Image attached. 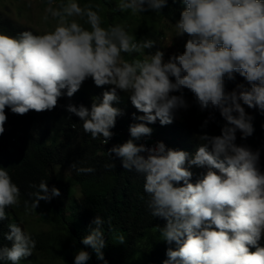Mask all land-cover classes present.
Returning a JSON list of instances; mask_svg holds the SVG:
<instances>
[{
	"label": "clouds",
	"instance_id": "obj_1",
	"mask_svg": "<svg viewBox=\"0 0 264 264\" xmlns=\"http://www.w3.org/2000/svg\"><path fill=\"white\" fill-rule=\"evenodd\" d=\"M166 3L118 0L117 7L133 13L159 12ZM181 3L184 7L175 22L176 35L187 34V39L183 51L167 60L159 48L147 58L124 60L121 53L152 48L154 41H135L120 25L101 27L95 6L80 5L78 0H47L41 19L47 20L49 15L56 19L49 31L38 34L25 26L29 29L15 36L0 33V138L14 118L49 116L67 104L66 111L79 117L83 131L89 133L86 137L100 152L112 144L110 129L117 119L124 126L120 130H127L132 112L129 103L113 106L119 89L142 113H132L141 122L130 123V138L113 144L107 153L118 157L124 169L143 175L141 190L149 195L151 215L165 221L158 229L162 240L175 245L166 248L167 258L161 264H264V245L258 244L264 241V172L259 168L264 123L255 124L242 106L255 116L259 115L253 107L264 113V0ZM72 17H82L85 22ZM234 73L244 77L248 86L237 83L225 90V81L233 80ZM87 78L90 83L86 84ZM95 85L109 88L93 97L90 107L77 105L72 95L83 88L88 98ZM184 89L192 93L201 118L206 111L200 110L219 111L225 121L219 135L191 130V145L182 146L177 144L179 136L169 144L163 135L158 138L151 133L149 124L157 120L161 125L171 123L180 115L177 109L188 107ZM61 95L55 111H47ZM74 124L69 126L75 128ZM253 125L261 127L255 141L258 149L236 144V137L243 139L253 133ZM4 164L0 161V264H31L22 257L32 255L36 241L19 220L11 218L19 189ZM69 166L63 164L64 179L70 177ZM105 166L111 168L113 163ZM201 167L206 168L202 175ZM76 171L94 169L77 167ZM33 187L31 203L24 201L26 209L59 195V189L49 188L43 179ZM104 223L95 215L87 234L80 238L85 247L76 249L73 264H85L90 259L88 249L107 264L102 252Z\"/></svg>",
	"mask_w": 264,
	"mask_h": 264
},
{
	"label": "trees",
	"instance_id": "obj_2",
	"mask_svg": "<svg viewBox=\"0 0 264 264\" xmlns=\"http://www.w3.org/2000/svg\"><path fill=\"white\" fill-rule=\"evenodd\" d=\"M57 2V0H55ZM80 5L89 4L95 6L93 10L98 15H106L109 26L120 25L126 11L122 12L117 7L118 0H78ZM184 5L181 0H167L159 12L153 13L145 9L135 19L134 30L129 35L133 40H156L152 48L143 49V53H153L161 48L158 38L159 29L155 28L154 17L158 16L165 23L175 24L179 12ZM80 21L85 22L84 18ZM105 20H102L104 22ZM25 26H19L8 15L0 10V33L15 36L17 33L27 30ZM124 29V28H123ZM125 30V29H124ZM126 31V30H125ZM37 34L36 32H33ZM187 39V34H183ZM183 51V47L174 53ZM137 52L122 53L124 60L130 61ZM166 56L164 59L167 60ZM234 79L225 81V90L230 91L237 83L247 85L244 77L234 73ZM107 85L94 86L88 98L86 90L78 89L72 96L77 105L83 104L90 107L92 98L99 97L102 90H107ZM172 94H179L174 92ZM183 95L188 105L187 108L177 109L178 119H172L171 123L161 125L159 121L148 126L154 130L156 137L164 136L169 144L176 136L177 144L190 146L193 138L189 131L219 135L220 128L225 123L219 111L214 109L212 117L203 119L207 113L202 112V117L196 114L199 106L195 103L192 93L188 89L183 90ZM129 103L132 111L127 117V130L122 132L119 119L110 129L113 133L112 144L98 152L95 151V143L86 137L82 129L79 117L62 110L54 114L37 115L27 114L14 118L12 127L0 138V161L11 173V180L18 186L19 202L11 212V218L23 220L29 223L28 234L36 243L32 255L22 257L24 262L31 264H73L76 249L85 247L80 243L82 235L87 234L88 228L95 215H100L106 223L102 225L105 244L102 248L103 259L107 264H161L166 259L165 250L175 247L173 243L162 240L159 228L165 223L159 216H152L147 206L149 195L142 193L144 178L140 173L131 169H124L119 158L114 154H108L107 150L117 144L116 139L123 136L121 143L129 137L128 126L130 123H140L134 120L132 113L142 115L131 102L122 99L121 104ZM255 114L264 119V113ZM52 114V115H51ZM203 120V121H202ZM207 121V123H205ZM75 122V128L69 126ZM253 133L246 137H236L234 141L238 145H247L252 150L258 149L256 140L260 133V125H253ZM61 132V134H58ZM182 150V149H181ZM189 152V151H188ZM111 156V157H110ZM113 163L109 168L105 165ZM63 164L70 165L68 174L74 181L73 187L68 186L64 179ZM91 166L93 172H77V167ZM45 180L49 188L55 186L59 189V195L48 201L40 200L35 209H26L24 201L31 203L34 198L30 195L40 180ZM77 186V189L74 187ZM72 188V189H70ZM68 191V192H67ZM71 192V193H69ZM37 215L35 223H30ZM40 226L37 228V226ZM123 237V240H120ZM90 252V259L85 264H102L94 253Z\"/></svg>",
	"mask_w": 264,
	"mask_h": 264
},
{
	"label": "rangeland",
	"instance_id": "obj_3",
	"mask_svg": "<svg viewBox=\"0 0 264 264\" xmlns=\"http://www.w3.org/2000/svg\"><path fill=\"white\" fill-rule=\"evenodd\" d=\"M47 5V0H0V10L9 15L10 17H12V19L17 22L18 24L30 27L32 29H34L35 31H37L38 34L43 33L45 31H49L51 30L55 24H56V19L52 18L49 15V18L47 20H42V16L45 15V7ZM120 10V9H119ZM150 10V12L153 13H157L155 10L152 9H148ZM122 12V10H120ZM126 14L124 17H122V21L119 22L120 26L122 28H124L126 30V32L128 34H130L131 31H133L135 28V19L138 18L142 12H136L133 13L130 10L125 9ZM109 18L106 15H101L100 16V20H105L104 22H100V26L104 27V28H108V24L106 22V19ZM81 17H72L70 19H75L78 23L80 21ZM154 25L155 28L159 29V35L161 36L160 38H158V42L161 46V48L159 47V49L164 53V58L172 53H174L175 51L179 50L181 47L184 46V43L186 41V38L184 35H176V28H175V24H172L171 22H167L165 23V20H163V18L161 19L158 16L154 17ZM136 40V38H135ZM139 41V40H137ZM154 43H156V40H154ZM122 54V53H121ZM148 54L147 53H143V49L140 52H137V54L134 56L133 59H144L147 58ZM131 59V60H133ZM130 60V61H131ZM87 83L89 82V78L85 79ZM63 91V90H62ZM117 96H118V100H116V104H113L114 107H117L122 99H125L127 102H130V99L128 98V94L121 91V90H117ZM62 99V95L58 98L57 100V104L51 109V110H47L49 112H53L55 111V109L58 107V105H60V101ZM245 108V111L247 113H250L253 117V122L255 124H262L264 123V120L259 117V116H255L254 113L252 112V110L250 108H248L246 105H242ZM201 111H206L207 115L204 118H209L211 116V114L213 113L214 109H204V110H200ZM122 123H124V121H122ZM152 134L154 133V130L152 129ZM237 135H240L239 130L236 132ZM125 138V140L129 139ZM123 139V136L121 135L120 137H118L116 139L117 144L121 143ZM135 143H139L138 141H134ZM260 157H259V168L262 172H264V140L260 141ZM206 171L205 167H201L199 172L201 173V175ZM65 184H67L70 187H73L74 185V181L69 177L65 178ZM75 189H77V186L74 187ZM68 192V191H67ZM71 193V192H69ZM33 217L32 221H30V223H35L36 219H37V215L31 216ZM19 223L24 227V229L26 231H29V223L26 221V219L23 220H19ZM37 228H39L40 226L36 225ZM264 233H262L263 235ZM258 244H260L261 246L264 245V241L259 240Z\"/></svg>",
	"mask_w": 264,
	"mask_h": 264
}]
</instances>
